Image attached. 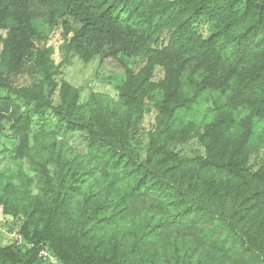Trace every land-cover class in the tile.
<instances>
[{"label":"trees","instance_id":"1","mask_svg":"<svg viewBox=\"0 0 264 264\" xmlns=\"http://www.w3.org/2000/svg\"><path fill=\"white\" fill-rule=\"evenodd\" d=\"M39 19L50 27L59 25L64 62L76 56L84 64L111 58L121 65L124 81L116 101L82 106L78 89L64 82L62 102L54 105L52 92L45 95L42 84L14 87L13 78L31 64L44 72L53 89L52 78L62 65L53 66L49 48L36 47L45 39L35 24ZM198 20L209 29L200 32ZM0 31L5 32L0 38V89L6 92L0 96L6 106L0 108V139L6 129L4 112L19 101L26 111L14 113L9 129L21 135V147L28 144L31 114L49 111L63 124L64 136H78L86 149L79 155L65 148L63 157L74 166L56 175L46 168L47 161L37 163L43 208L39 214L29 201L21 205L26 221L20 237L29 249L21 254L15 244L0 247V264H42L41 251L57 264H153L151 254L135 262L132 258L164 224L118 242L105 239L108 227L102 224H114L124 207L176 167L191 166L193 189L212 195L221 185L204 171L239 181L241 187H264V0H0ZM139 57L146 61L134 72L127 59ZM151 107L155 124L143 162L123 176L109 162L108 174L99 182L107 194L91 203L92 193H83L72 212L74 200L100 172L101 154L126 148ZM203 108V121L186 119ZM188 138L197 139L204 154L186 162L172 147ZM54 145L49 144L51 152ZM18 179L23 195L31 183ZM177 193L183 204L189 203L187 194ZM7 205L0 193V206ZM239 212L223 218L226 234L243 250L264 258V238L238 229Z\"/></svg>","mask_w":264,"mask_h":264},{"label":"rangeland","instance_id":"2","mask_svg":"<svg viewBox=\"0 0 264 264\" xmlns=\"http://www.w3.org/2000/svg\"><path fill=\"white\" fill-rule=\"evenodd\" d=\"M35 24L45 37L36 42V47L40 50L49 48L53 66L62 65L52 78L53 89L46 83L44 72L31 64L25 66L21 75L13 78L14 87L27 88L42 84L45 95L52 92L51 100L54 105L62 102L60 86L64 82L78 89L79 104L82 106L88 103L104 105L117 100V87L124 81L123 68L117 61L111 58H95L84 64L76 56H69L64 62L63 37L59 25L50 27L40 19L35 21ZM195 25L200 32L209 29V25L203 20L195 21ZM4 36L5 32L0 31V38ZM145 61L144 57L130 58L127 59V64L136 72ZM4 95L6 92L0 89V96ZM0 108L4 110L6 106L0 103ZM25 111L26 108L19 101L8 106V111L4 112L6 129L0 139V193L8 200L5 209L0 206V247L15 244L20 248L21 254L29 249L20 237V229L26 221L21 205L27 200L33 204L30 209L35 208L39 214L43 208L44 197L41 195L42 183L39 180L37 163L47 161L46 168L52 175H56L58 170L65 171L74 166V162H69L63 157L62 151L65 148L73 154L86 153L83 141L78 136H64L63 124L49 111L40 115L31 114L28 144L22 146L26 147L23 149L21 135L13 134L9 128L14 113ZM155 116L156 111L151 107L130 136L126 148L113 155L101 154L102 160L97 162V166L101 167L100 172L90 178L88 186L80 192L81 196L74 200L72 212L83 193H92L93 196L89 199L91 203L107 194L99 182L108 174L109 162L121 168L120 176H123L130 166L143 162ZM204 118V108L186 116L187 120L203 121ZM52 143L55 144L53 152L49 148ZM172 149L186 162L204 154L202 146L195 138L177 143ZM70 171L72 172V169ZM203 175L220 183L219 193L212 195L204 189L195 191L192 185V167H176L161 177L159 184H154L151 191L138 195L124 207L116 215L114 224H102L108 227L105 239L111 237L118 242L133 234L141 236L146 232V227L161 222L164 224L162 231L137 249L132 262L151 254L153 264H264L262 256L243 250L231 235L226 234L223 226V218L229 219L232 211L240 210L235 217L238 220L235 223L238 229L250 230L264 238L263 185L241 187L239 181L226 178L217 172L204 171ZM115 176L118 177L117 174ZM19 177L26 178L31 183L29 188L25 186L23 195L19 194ZM7 182L11 185L5 187ZM177 191L189 196L188 204H183ZM42 264L52 263L43 261Z\"/></svg>","mask_w":264,"mask_h":264},{"label":"built area","instance_id":"3","mask_svg":"<svg viewBox=\"0 0 264 264\" xmlns=\"http://www.w3.org/2000/svg\"><path fill=\"white\" fill-rule=\"evenodd\" d=\"M39 257L44 261H48L52 264H57L56 260L52 256H50L47 251H41L39 253Z\"/></svg>","mask_w":264,"mask_h":264}]
</instances>
